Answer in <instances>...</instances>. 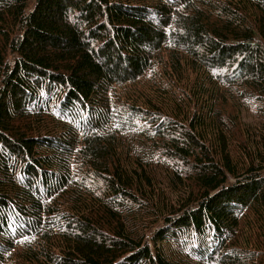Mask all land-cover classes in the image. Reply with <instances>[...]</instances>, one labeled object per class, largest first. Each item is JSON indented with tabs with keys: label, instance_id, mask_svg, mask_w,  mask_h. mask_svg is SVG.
I'll use <instances>...</instances> for the list:
<instances>
[{
	"label": "trees",
	"instance_id": "16d2710c",
	"mask_svg": "<svg viewBox=\"0 0 264 264\" xmlns=\"http://www.w3.org/2000/svg\"><path fill=\"white\" fill-rule=\"evenodd\" d=\"M0 264H264V0H0Z\"/></svg>",
	"mask_w": 264,
	"mask_h": 264
},
{
	"label": "rangeland",
	"instance_id": "374dc122",
	"mask_svg": "<svg viewBox=\"0 0 264 264\" xmlns=\"http://www.w3.org/2000/svg\"><path fill=\"white\" fill-rule=\"evenodd\" d=\"M251 119H253V118H250V117H249V119H248L247 121H249V122H250V121H251Z\"/></svg>",
	"mask_w": 264,
	"mask_h": 264
}]
</instances>
